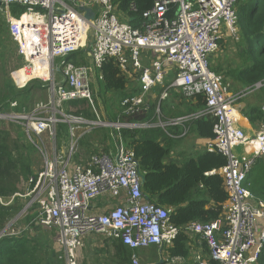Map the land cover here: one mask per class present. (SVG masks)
Listing matches in <instances>:
<instances>
[{
	"label": "built area",
	"instance_id": "built-area-1",
	"mask_svg": "<svg viewBox=\"0 0 264 264\" xmlns=\"http://www.w3.org/2000/svg\"><path fill=\"white\" fill-rule=\"evenodd\" d=\"M88 1L0 0L9 34L26 63L12 73L15 86L23 88L34 79L50 86L48 104H38L25 113L0 111V120L16 121L42 146V167L26 179L23 211L33 215L30 224L53 234V250L63 258V264H82L84 238L92 234L120 240L132 250V264H138L137 250L152 245L172 246L180 228L170 222V210L144 196L133 152L120 142L114 156L97 152L84 165L72 161L74 148L80 136L98 127L116 131L166 128L209 118L214 137L208 148L225 156L226 164L205 174L222 178L227 194L224 213L210 222H191L181 230L197 237V243L206 248V256L195 255V264H260L264 202L256 200L243 182L257 158L264 162V116L257 132L248 135L238 126L236 103L262 83L230 94L221 76L209 68V59L219 48L222 26L229 37L237 40L236 3L240 0H156L142 14L139 28L118 16L113 0ZM11 4L26 10L14 17ZM170 4L175 5L171 17L166 15ZM80 5H94L96 16L90 25L78 10ZM80 49L86 51L90 65L67 58ZM107 60L117 62L123 75L134 72L138 82L139 93L121 101L125 116L146 111L150 102L145 99L157 85H166L159 100L173 89L187 99L201 94L203 106L191 114L166 120L160 118L157 107L150 119L138 122L102 120L99 116L87 119L76 115L75 110L58 109L59 119L40 114L39 110L48 105L59 108L75 99H85L92 106L94 69ZM15 105V101L10 103V107ZM261 110L264 113V104ZM59 123L66 124L71 136L78 129V137L71 139L67 151L50 155L42 135L53 139ZM236 148L241 149L242 156H238ZM98 199H103L100 209L96 208Z\"/></svg>",
	"mask_w": 264,
	"mask_h": 264
},
{
	"label": "trees",
	"instance_id": "trees-1",
	"mask_svg": "<svg viewBox=\"0 0 264 264\" xmlns=\"http://www.w3.org/2000/svg\"><path fill=\"white\" fill-rule=\"evenodd\" d=\"M156 0H113L116 10L128 20L133 28H139L143 17L142 14L154 6ZM25 7L19 4L10 5V13L14 17L25 12ZM175 11V5L170 4L166 15L171 17ZM236 29L237 40L233 41L237 49L236 66L210 65L211 71L222 75L226 80L231 79L235 83L249 87L255 83H262V86L253 94L261 102L255 105L245 104L242 114L252 125L260 124L264 113L261 104L264 103V0H240L236 3ZM1 31V28H0ZM5 33V30L3 31ZM7 33V32H6ZM222 45L221 39L218 41ZM82 49L72 53L67 58L74 60L77 55H82ZM99 70V68L97 69ZM102 79L98 80V97L104 93L119 95L116 111L120 110L121 120L130 122L145 121L152 117L153 106L146 112L135 115H123L121 101L125 98L137 95L139 89L125 86V79L119 75L117 65L112 60L104 62L100 69ZM121 74V73H120ZM38 80L33 81V87L41 88ZM7 92L0 96V111L13 113H25L30 111L29 89H16L8 82ZM25 88V87H24ZM23 91V92H22ZM172 92V90L170 91ZM21 97L22 101L16 99ZM170 97V96H169ZM160 100L162 113L170 116H181L184 113H191L203 106L204 98L201 94L185 98L182 94L174 95L172 98L180 103L176 104L171 98ZM15 101L16 105L10 107ZM87 102L85 99H75L63 103L75 109L79 104ZM261 103V104H260ZM69 108V106H68ZM174 108V110H172ZM70 109V108H69ZM83 110V111H82ZM85 115L88 118L94 117L89 109H77L75 114ZM152 111V112H151ZM115 114H109L112 120H117ZM239 118V116H238ZM192 132L199 138L212 139L213 121L209 118H197L189 120ZM60 134L68 131L66 124L59 123ZM115 134L117 132L113 130ZM0 131V199L6 202L17 192L11 182V169L14 160L12 151L9 150L6 137ZM127 143V147L133 152L137 161L141 176L142 192L146 199L156 205L162 206L171 211L170 222L180 228L179 233L169 250V260L157 264H194L188 260L189 248L187 246L188 235L181 229L191 222H210L218 219L224 213L223 204L227 200V194L223 190L222 178L218 174L206 175L213 169H219L226 164V157L216 150H204L195 158L186 160H169L171 151L174 149V141L168 137L160 128L128 129L122 128L118 132ZM17 161L24 179L33 175L27 158L20 154ZM9 178V179H8ZM8 179V180H7ZM256 200L264 202V162L257 158L254 167L243 182ZM16 198V197H15ZM13 198L9 205L0 202V232L4 226L20 211L21 205ZM8 202V201H7ZM33 215H28L25 222L31 231L17 236L0 235V264H44L48 255L46 231L40 227L30 224ZM2 233V232H1ZM42 234V237L36 236ZM43 239L45 240L44 242ZM52 244V241H51ZM116 255L114 264H131L130 251L120 240L114 243ZM205 248V247H204ZM206 250V248H205ZM44 257V259H43ZM182 258L177 262L171 259ZM259 263L264 264V248L259 256Z\"/></svg>",
	"mask_w": 264,
	"mask_h": 264
},
{
	"label": "rangeland",
	"instance_id": "rangeland-1",
	"mask_svg": "<svg viewBox=\"0 0 264 264\" xmlns=\"http://www.w3.org/2000/svg\"><path fill=\"white\" fill-rule=\"evenodd\" d=\"M117 13H118V16L123 21H128L124 17H122V15L118 11H117ZM0 28H1V31H0V96H1L4 92V88H5V92H7L8 82H9V84H11V86L14 85V88L19 90V88H17L14 84V81L12 78V73L15 72L16 70H19L22 67H24V65L26 63H25V59H24L23 55L20 53L19 45L9 34L7 21H6V13L4 10H0ZM4 30H5V33L3 32ZM221 31H222V39H221L222 45H220L218 43V46L220 48H218L217 52L215 53V55H214L215 58H214V56L211 58V61H210L211 65H216L217 63H219L222 60V57H223L222 53L224 50H226V52L230 53V49H229L230 46L229 45L231 44L232 41L230 40V37L225 33L226 30H224L223 26L221 28ZM89 35H90V33H88V36ZM90 41H91V39H89L88 42H90ZM233 47H234V44H233ZM222 49H224V50L221 51ZM83 51H84V53L82 55H79V56L77 55V57L73 60L74 62H76V64H85L86 60H88L86 55H85L86 51L85 50H83ZM34 80H36V79H34ZM34 80L27 82L24 86H22L23 89H20V90H24V91L29 89V93H30V95L28 96L29 102H26V103L29 105L31 111L33 109H35L38 104L39 105L40 104H42V105L48 104L50 97H51L50 92H49L50 86L48 85V83L41 81V80H38L39 82H35V83H38L41 88H36V87H33V81ZM97 86H98L97 84H96V86L91 85L92 90L94 89L93 90L94 99H93V105H92L94 108H92V106L88 102H86L87 107L90 108V110L94 116V117L89 118V119H95L96 116H99L100 119L107 118L109 116V113H106V108H111L112 110L116 111L117 101L119 100V95H113L110 93H104L102 97H98L99 95L97 94V92H98ZM170 90H172V92H174L176 94H179L178 92H175L173 89H170ZM234 90H236V88ZM16 99L22 101L20 96H18ZM87 107L83 104H79L77 109H79V108L80 109H86ZM63 110L68 111L69 110L68 106H64ZM57 111H58V108H54L53 106H49V105H48V107H45V108L39 110L40 114L44 117L56 115V118L59 119L60 115ZM5 113L11 114L12 112L8 111ZM239 114H240V111H239V109H237V116H240ZM241 115H243V114H241ZM86 118H88V117H86ZM59 126L60 125H58V127H57L56 133H58ZM0 131L1 132L4 131V133H2V136L6 137V141H7V145L9 146V150L12 151V158L14 160V163L12 164V169H11V173H12L11 182H12V184H14V186L17 189V192L10 198V200H7L8 202L7 201L4 202V200H1V199H0V202L3 205H9L12 202V200H14L13 198L16 197L15 199L17 200V204L21 205L20 211L14 216V218H12L4 226V228L1 230L2 233L0 232V235L5 234V236H17V235L25 234V232L28 228L27 223L24 221L25 218L27 217V215L23 211V207L26 203V197L25 196L27 193L28 186H27L26 179H24V177L21 173V169H19V167H18L17 161L21 158V156H20V154H21L23 157L27 158V160L30 164L31 171H33V173L38 171L42 167V163H43L42 154H41L42 153V146H41V143L39 142V140L36 136H34L33 134L28 135L26 133L25 127L19 125L16 121L0 120ZM97 131L99 133H102L103 130H97ZM107 132L111 133L110 130H107ZM67 134H69V137L65 138V139H64L63 134L57 136V138H56L57 146L63 147L64 149L66 148V144L69 143V146H70L71 139H75L76 137H78V129H76L73 136H71L69 131ZM60 137H63V138H60ZM42 139L44 140L45 144L47 146H49L50 139L48 138L47 134H43ZM89 139H90V141H92L90 144L101 142V138H100L99 134H94L93 136H90ZM101 145L104 146V143ZM124 146H126V145H124ZM191 146H194V140L192 139V141H191V137L189 136L188 138L183 140V142L177 144V146H176L177 151L181 152V154L175 153L174 156L178 157V159H180V160L189 159L190 156L188 155V153H189L190 149L193 148ZM76 147L74 149V152L76 151ZM109 147H110V149L115 151L116 145L110 141ZM85 148H86L85 145H83V149H85ZM202 149H204V148H202ZM76 152H77L76 155H78V151H76ZM36 236L42 237L43 235L39 234ZM45 236H47V240H48L47 247H48L49 252H48V255L46 257L44 264H61V262H60L61 260L58 259V255L53 250V245L51 244V234L46 233ZM44 241L45 240L43 239L42 242H44ZM43 259H44V257H43ZM47 261H49V262H47ZM138 264H141L140 259L138 260Z\"/></svg>",
	"mask_w": 264,
	"mask_h": 264
},
{
	"label": "crops",
	"instance_id": "crops-1",
	"mask_svg": "<svg viewBox=\"0 0 264 264\" xmlns=\"http://www.w3.org/2000/svg\"><path fill=\"white\" fill-rule=\"evenodd\" d=\"M83 2L88 3L89 1L88 0H80V3H83ZM91 8L95 11L94 5H92ZM230 40L232 41V42L230 41L231 44L229 45L230 46V48H229L230 49V53L226 52V50H224V49L221 50V51L224 50L223 53L221 52L222 55H223L222 60L219 63L216 64L219 67H220L221 64L222 65L231 64L232 67L236 66V62H235L236 58H235V56L237 55V49L235 47H233V44H232L233 41L236 40V39L230 37ZM214 55L215 54H213L210 57V59H209V64L210 65H211V62H210L211 58ZM214 58H215V56H214ZM87 59L88 60H86L85 64L86 65H90L91 64L90 59L89 58H87ZM114 63L117 65L118 70L121 73L117 62H114ZM148 63L149 62L146 60V64H148ZM98 68H99V70H97ZM98 68L94 69L93 81H92L91 85H95L96 86V84L97 85L99 84V86H100V82L98 80H101V79H99V76H102V73L100 74L101 67H98ZM120 73H119V75L123 76L124 79H125V82H126L125 86L126 87L128 86L129 89H132L133 87H137L138 88V82H137V79L134 78V74H135L134 72H131L130 74L124 73V75L122 73L121 74ZM220 76L222 78L223 86L227 87L228 92L230 94H236L240 90H243L244 88H246L245 86H241V85L235 83L231 79H227L226 80L222 75H220ZM165 86L166 85H162V86L161 85H157L156 87H154L152 89V91L148 94V96L145 99L148 102H150V106L147 108L146 112L151 108V106H153V111L158 107L159 110H160V114H161L160 118L162 120L179 117V116H170V114H166L164 112L162 113V109L160 108V105H158V101L160 103V100L158 99V97H159L161 91L165 88ZM235 88H236V90H234ZM91 89H92V87H91ZM93 90H92V94H93ZM170 91L171 90L169 89L168 90L169 93H168V96L166 98H168L170 96L169 98H171V100H173L174 103L179 104L180 103V98L178 100H176V98H172V97H174V95H178L179 96L180 93L176 94V93L170 92ZM253 93L254 92L248 94L247 96H245L243 98L238 99V101L236 103V108L239 109V111H240V114H239L240 116L238 118V126L240 128H242L244 130V132L246 134H248V135L255 134L257 132V130H258V127H259V123L255 124V125H252L247 118H245L243 115H241L242 114V110L246 107L245 106L246 103L249 104V105H255L257 102H261V101H259V100H257L255 98ZM93 99H94V95H93ZM84 105L87 107V103L86 102L84 103ZM68 106L70 108L69 110H75V112H76V109L74 107H71L70 105H68ZM63 107L64 106L62 105L58 109H61L62 111H64ZM54 108H55V106H54ZM200 108L196 109V111L199 110ZM86 109L90 110L89 107H87ZM172 110H174V108ZM90 112H91V110H90ZM80 113L81 114L77 113L76 115H82L83 114L82 111H80ZM106 113L117 115L116 119H118V120L120 118V114H119L120 110H119V112H117L115 110H112L111 108H106ZM191 113H193V112H191ZM191 113L188 112V113H184L183 115H187V114H191ZM183 115H181V116H183ZM83 117H85V115ZM87 119H89V118H87ZM102 120H112V119H110V117H107V118H103ZM57 127H58V124L56 125L55 135H54L53 139L50 136L47 135L48 138L50 139L49 146H47L45 144L44 140H43V142L45 144V147H46V149H47V151H48V153L50 155H53L54 152L58 153V152H61V151H67L70 148L69 143L66 144V148L65 149L63 147L57 146L56 138H57V136L62 135V134H60L59 130H58V133H56L57 132ZM137 129H142V128H137ZM148 129H151V128H148ZM160 129H162L165 132V134L174 141V146L175 147H174L173 151H171V155H170V158L168 159V161L169 160H174V159L175 160H180V159H178V157L174 156L175 153L176 154L177 153L181 154V152L177 151L176 146H177L178 143L183 142V140H185L189 136L191 137V141H192V139L194 140V146H191L193 148H191L189 153H188V155L190 157L195 158L197 156V154L203 152L204 150H212V149L208 148V142L210 141V139H206V138L202 139V138L197 137L192 132L191 123L189 121L185 122L183 125L167 126L166 128H160ZM97 130H103V131H102V133H99ZM107 130H110L111 133L107 132ZM113 130L114 129L108 128V127H98V128H94L91 131H89L88 133L80 136L79 139H77V143L75 145V147L77 146L76 147V151H78V155H76V153H77L76 151L73 152L72 161L74 163H77V164L80 163V164H84L85 165L89 161L90 156L93 155L94 153H97V152L106 153L109 156H114L116 154L117 145L120 142L122 143L123 146L126 145V146H124L125 148H128L126 141L124 139H122L121 135L118 133L119 130H117V131L115 130L117 132V134H115V132H113ZM68 131L65 134L63 133L64 139L69 137V134H67ZM94 134H99L100 135V138H101V142L100 143L97 142V143L90 144L92 141H90L89 137L93 136ZM60 138H63V137H60ZM110 141L116 145L115 151L110 149V147H109ZM103 143H104V146L101 145ZM52 144H54L55 147H53ZM83 145H85V147H86L85 149H83ZM202 148H204V149H202ZM236 153L238 154L239 157L243 155V154H241V149L240 148H236ZM102 205H103V199H98L96 201V208L100 209V208H102ZM50 234H51V241H52L53 234L51 232H50ZM117 240L118 239H114V238H104V237H102L100 235H94V234L87 235L84 238V246L81 249L82 264H114L115 255H116V248L114 246V243ZM186 244H187V246L189 248L188 260H191L194 264H195L194 257H195L196 254L199 253V254H202L204 256L207 255V252H206L204 246L203 245H199L197 243V237L188 236ZM172 247H173V245L172 246H161V247H159L157 245H152V246L137 250L135 252L137 253L138 260L140 259L141 264H157V263H161L163 261H168L169 260V250ZM128 249L130 251H132L130 248H128ZM57 255H58V259L61 260L60 261L61 264H63V258L61 256H59V254H57ZM171 260H172V262L173 261L180 262V261H182V258L179 257V258H175V259H171ZM47 262H49V261H47ZM131 264H132V262H131Z\"/></svg>",
	"mask_w": 264,
	"mask_h": 264
},
{
	"label": "water",
	"instance_id": "water-1",
	"mask_svg": "<svg viewBox=\"0 0 264 264\" xmlns=\"http://www.w3.org/2000/svg\"><path fill=\"white\" fill-rule=\"evenodd\" d=\"M0 9H1V2H0ZM78 10L80 11V13H82L85 22L88 25H90V22L96 16L95 11L91 7H86L81 5L78 6Z\"/></svg>",
	"mask_w": 264,
	"mask_h": 264
}]
</instances>
